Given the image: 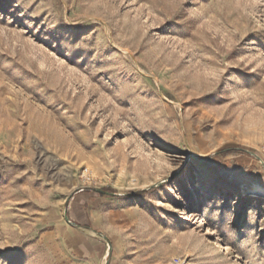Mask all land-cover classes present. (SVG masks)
Instances as JSON below:
<instances>
[{"label":"rangeland","instance_id":"374dc122","mask_svg":"<svg viewBox=\"0 0 264 264\" xmlns=\"http://www.w3.org/2000/svg\"><path fill=\"white\" fill-rule=\"evenodd\" d=\"M257 186L264 0H0V264H264Z\"/></svg>","mask_w":264,"mask_h":264},{"label":"bare ground","instance_id":"6f19581e","mask_svg":"<svg viewBox=\"0 0 264 264\" xmlns=\"http://www.w3.org/2000/svg\"><path fill=\"white\" fill-rule=\"evenodd\" d=\"M252 194L254 195H257V196H263L264 197V187H261V186H257L254 188V190L251 191ZM208 234H214V230L212 229H209ZM230 247H229V244H225L223 245V250H229Z\"/></svg>","mask_w":264,"mask_h":264},{"label":"trees","instance_id":"16d2710c","mask_svg":"<svg viewBox=\"0 0 264 264\" xmlns=\"http://www.w3.org/2000/svg\"><path fill=\"white\" fill-rule=\"evenodd\" d=\"M99 191V193H101L102 195H108V194H110L109 193V191L107 190V189H101V190H98ZM144 191H142V192H137L136 194H141V193H143Z\"/></svg>","mask_w":264,"mask_h":264}]
</instances>
